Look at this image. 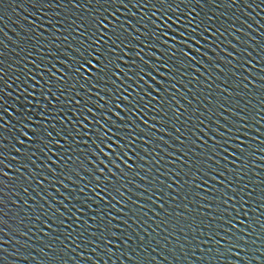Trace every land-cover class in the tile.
<instances>
[{
    "label": "snow or ice",
    "instance_id": "6c2138e0",
    "mask_svg": "<svg viewBox=\"0 0 264 264\" xmlns=\"http://www.w3.org/2000/svg\"><path fill=\"white\" fill-rule=\"evenodd\" d=\"M17 3L0 264H264V0Z\"/></svg>",
    "mask_w": 264,
    "mask_h": 264
},
{
    "label": "water",
    "instance_id": "95a60500",
    "mask_svg": "<svg viewBox=\"0 0 264 264\" xmlns=\"http://www.w3.org/2000/svg\"><path fill=\"white\" fill-rule=\"evenodd\" d=\"M15 8V11L12 10V8L7 9V11L4 13V19L2 21H0V26H3L5 24H7L8 29H12L13 28V24L11 23V21H16L17 22V26L19 25V21L23 19V16L25 15V5L17 3L16 5L13 6ZM262 16H264V13H261ZM10 18V19H9ZM7 31V29H6ZM13 34L11 32H9V36H12ZM14 38V37H13ZM262 171H264V167H262L261 169ZM14 250V246H9V251H13ZM34 255H37V258L39 259V254L37 253H33ZM153 255H155V253H153ZM13 258L9 257V260L11 261ZM157 259H159V257H157ZM18 264V262H17ZM161 264H164V262L162 261Z\"/></svg>",
    "mask_w": 264,
    "mask_h": 264
}]
</instances>
